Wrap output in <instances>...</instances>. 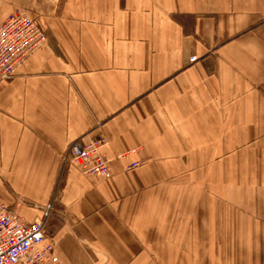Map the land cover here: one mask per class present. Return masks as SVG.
Here are the masks:
<instances>
[{"label": "crops", "instance_id": "1", "mask_svg": "<svg viewBox=\"0 0 264 264\" xmlns=\"http://www.w3.org/2000/svg\"><path fill=\"white\" fill-rule=\"evenodd\" d=\"M17 7L47 42L0 85V199L29 221L52 204L61 264H202L247 239L264 264V0H0V26ZM99 138L106 178L68 154Z\"/></svg>", "mask_w": 264, "mask_h": 264}, {"label": "built area", "instance_id": "2", "mask_svg": "<svg viewBox=\"0 0 264 264\" xmlns=\"http://www.w3.org/2000/svg\"><path fill=\"white\" fill-rule=\"evenodd\" d=\"M46 42L40 22L27 11L16 9L0 26V85L13 78L18 66ZM106 145L105 138L89 140L84 145L76 141L68 154L83 175L106 178L111 170V160L103 153ZM137 167L139 164L134 163L127 171ZM52 209V204L47 205L42 217L29 221L0 199V264H61L54 252L56 242L45 245Z\"/></svg>", "mask_w": 264, "mask_h": 264}, {"label": "rangeland", "instance_id": "3", "mask_svg": "<svg viewBox=\"0 0 264 264\" xmlns=\"http://www.w3.org/2000/svg\"><path fill=\"white\" fill-rule=\"evenodd\" d=\"M18 8L27 11L26 9H24L22 7H17V8H15V10ZM138 164L140 166V163H138ZM133 170H130L128 172H131ZM16 200L20 204H22V202H23V200L21 198H17ZM214 240H216V238H214ZM233 240H234V238H233ZM228 244H231V243L229 242ZM225 248H226V246H225ZM227 248H229V250H230V248H234V247L227 245ZM245 248L247 250H250L251 252L246 251V252L238 253V252H233V251L230 252L229 251V252H223V253H217V252L202 253V254H200V261H202V264H236L238 261L245 262V264H256V263H258V262H255V253L252 251L253 246L248 239H247ZM186 255L189 257L192 255V257H193L195 254L187 253ZM258 258H259V254H258ZM182 260L184 261L183 257H182ZM183 264H186V263H183ZM199 264H200V262H199Z\"/></svg>", "mask_w": 264, "mask_h": 264}]
</instances>
